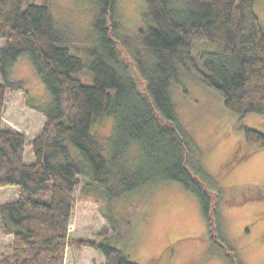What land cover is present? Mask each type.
<instances>
[{
  "label": "trees",
  "instance_id": "16d2710c",
  "mask_svg": "<svg viewBox=\"0 0 264 264\" xmlns=\"http://www.w3.org/2000/svg\"><path fill=\"white\" fill-rule=\"evenodd\" d=\"M93 1L95 41L82 80L85 62L64 46L68 39L54 26L47 5L0 0V189H17L14 200L0 203V235L10 239L0 264H65L68 248L83 247L98 251L104 264H136L116 248L69 235L80 179L88 181L84 187L104 186L111 199L164 181L179 183L198 200L207 231L217 233L222 192L204 183L170 87L185 74L217 92L227 109L264 114V31L253 10L257 0H144L134 34L121 26L116 0ZM193 42L217 51L202 55L199 66ZM20 57L28 59L50 95L47 106L35 107L44 124L32 139L3 123L7 91L24 90L10 72ZM107 116L115 126L103 153L93 126ZM242 140L249 150L233 164L264 149L258 129L243 127ZM249 187L254 195L240 203L264 199V185Z\"/></svg>",
  "mask_w": 264,
  "mask_h": 264
},
{
  "label": "rangeland",
  "instance_id": "374dc122",
  "mask_svg": "<svg viewBox=\"0 0 264 264\" xmlns=\"http://www.w3.org/2000/svg\"><path fill=\"white\" fill-rule=\"evenodd\" d=\"M28 1L48 6L54 26L68 39L64 46L85 62L80 75L84 80L91 58L88 49L95 41V2ZM115 2L121 26L134 34L141 27L144 0ZM253 10L264 31V0H257ZM215 51L214 45L204 42H193L191 47L199 66L202 55ZM10 72L12 81H21L24 90L7 91L3 123L6 129L32 139L44 124L43 115L35 107L47 106L50 95L27 58L17 59ZM170 98L178 123L189 136L191 155L206 176L204 183L211 192H222L217 206L219 231H207L198 200L179 183L164 181L111 199L104 186L84 187L88 181L80 179L69 235L116 248L136 264H264V199L240 203L254 195L256 190L249 186L264 185V149L233 164L239 153L249 150L242 140L243 127L264 134V114L239 115L227 109L217 92L185 74L172 83ZM114 126L112 116L93 126L103 153H107ZM25 159L32 161L29 149ZM242 185L247 189L238 188ZM16 193V187L0 189V203L14 200ZM102 231L105 235H98ZM1 236L0 240H4ZM8 242L0 241V259L7 254ZM65 264H104V258L92 248H68Z\"/></svg>",
  "mask_w": 264,
  "mask_h": 264
},
{
  "label": "crops",
  "instance_id": "0c3cea01",
  "mask_svg": "<svg viewBox=\"0 0 264 264\" xmlns=\"http://www.w3.org/2000/svg\"><path fill=\"white\" fill-rule=\"evenodd\" d=\"M2 238H4L3 236H1ZM4 240L7 242V241H9L10 239H8V238H4ZM4 240H0V241H4Z\"/></svg>",
  "mask_w": 264,
  "mask_h": 264
}]
</instances>
